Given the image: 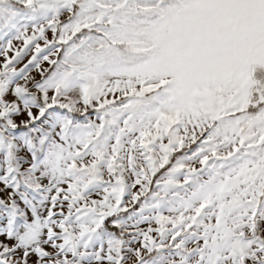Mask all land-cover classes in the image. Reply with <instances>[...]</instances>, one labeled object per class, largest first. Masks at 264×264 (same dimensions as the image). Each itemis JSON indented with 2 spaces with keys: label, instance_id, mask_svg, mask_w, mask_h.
<instances>
[{
  "label": "snow or ice",
  "instance_id": "obj_1",
  "mask_svg": "<svg viewBox=\"0 0 264 264\" xmlns=\"http://www.w3.org/2000/svg\"><path fill=\"white\" fill-rule=\"evenodd\" d=\"M0 264H264V0H0Z\"/></svg>",
  "mask_w": 264,
  "mask_h": 264
}]
</instances>
